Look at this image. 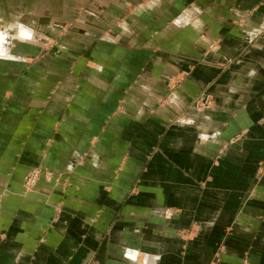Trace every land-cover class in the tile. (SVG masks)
I'll use <instances>...</instances> for the list:
<instances>
[{"label": "crops", "instance_id": "obj_1", "mask_svg": "<svg viewBox=\"0 0 264 264\" xmlns=\"http://www.w3.org/2000/svg\"><path fill=\"white\" fill-rule=\"evenodd\" d=\"M0 264H264V0H0Z\"/></svg>", "mask_w": 264, "mask_h": 264}, {"label": "built area", "instance_id": "obj_2", "mask_svg": "<svg viewBox=\"0 0 264 264\" xmlns=\"http://www.w3.org/2000/svg\"><path fill=\"white\" fill-rule=\"evenodd\" d=\"M208 97L207 96H200V99H196L195 103L196 105H204L208 104ZM35 179L38 181L40 178H44L45 180H58L60 178V174H54L52 171L48 169H40V168H35L33 171L30 173V175L27 177L25 181L26 186H33L34 183L30 182L31 179ZM30 188V187H29Z\"/></svg>", "mask_w": 264, "mask_h": 264}, {"label": "rangeland", "instance_id": "obj_3", "mask_svg": "<svg viewBox=\"0 0 264 264\" xmlns=\"http://www.w3.org/2000/svg\"><path fill=\"white\" fill-rule=\"evenodd\" d=\"M214 48H216V46H215V44L214 43H212V42H210L209 44H208V49L209 50H213ZM205 96V95H204ZM204 96H202V97H204ZM198 99H200V96L198 97ZM196 104V103H195ZM35 168H40V169H48V170H50V171H52L54 174H58L57 172H54L53 170H51V169H49V168H46V167H35ZM35 168H33V169H35ZM33 169L31 170V171H29V173L26 175V177H25V179H27V177L30 175V173L33 171ZM60 174V173H59ZM60 177H61V174H60ZM26 181V180H25ZM24 181V182H25ZM30 182H32V183H34L33 185H35L38 181H36L35 179H31L30 180ZM25 184V183H24ZM67 184V183H66ZM65 184V185H66ZM68 185V184H67ZM25 187V189L27 188V189H29V187L30 188H32L33 186H24Z\"/></svg>", "mask_w": 264, "mask_h": 264}]
</instances>
